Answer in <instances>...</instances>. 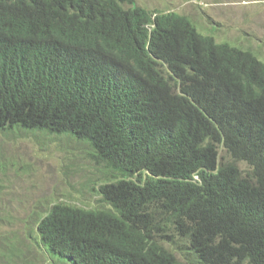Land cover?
I'll list each match as a JSON object with an SVG mask.
<instances>
[{"label": "trees", "instance_id": "1", "mask_svg": "<svg viewBox=\"0 0 264 264\" xmlns=\"http://www.w3.org/2000/svg\"><path fill=\"white\" fill-rule=\"evenodd\" d=\"M134 3L0 0V130L69 137L97 178L35 237L54 263L264 264V62Z\"/></svg>", "mask_w": 264, "mask_h": 264}, {"label": "rangeland", "instance_id": "2", "mask_svg": "<svg viewBox=\"0 0 264 264\" xmlns=\"http://www.w3.org/2000/svg\"><path fill=\"white\" fill-rule=\"evenodd\" d=\"M134 1L148 10L184 14L199 33L248 49L264 62V0ZM81 147L62 135L0 130V264H63L40 247L33 215L52 197L82 206L99 203L94 166ZM219 154L227 157L221 148ZM237 165L246 169L243 162ZM10 247L16 255L8 254Z\"/></svg>", "mask_w": 264, "mask_h": 264}]
</instances>
